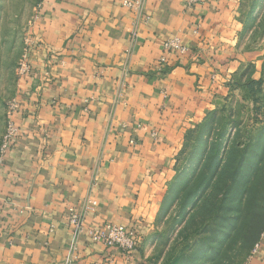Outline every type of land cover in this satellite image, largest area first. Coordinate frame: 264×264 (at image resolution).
Masks as SVG:
<instances>
[{"label": "crops", "instance_id": "1", "mask_svg": "<svg viewBox=\"0 0 264 264\" xmlns=\"http://www.w3.org/2000/svg\"><path fill=\"white\" fill-rule=\"evenodd\" d=\"M247 1L147 0L146 15L124 0L43 2L12 115L21 135L0 163V264L138 259L76 236L68 210L95 200L88 223L152 234L188 134L258 72ZM174 39L188 54L166 53Z\"/></svg>", "mask_w": 264, "mask_h": 264}, {"label": "rangeland", "instance_id": "2", "mask_svg": "<svg viewBox=\"0 0 264 264\" xmlns=\"http://www.w3.org/2000/svg\"><path fill=\"white\" fill-rule=\"evenodd\" d=\"M39 4L0 0V163ZM243 12L249 46L263 54L258 72L249 67L227 104L188 134L153 232L130 264H264V0H248Z\"/></svg>", "mask_w": 264, "mask_h": 264}, {"label": "built area", "instance_id": "3", "mask_svg": "<svg viewBox=\"0 0 264 264\" xmlns=\"http://www.w3.org/2000/svg\"><path fill=\"white\" fill-rule=\"evenodd\" d=\"M45 0H40L38 8H41ZM147 0H124L123 7L138 15H146L145 4ZM201 3V0H185L186 9L192 10ZM145 21L149 19L146 16ZM164 50L168 55H186L188 54V48L181 45L179 39L168 41L164 44ZM162 63L166 62V58L161 59ZM30 71V65L23 66L22 75L26 76ZM17 109V105L15 109ZM21 133L19 129L12 123L9 125V132L5 138V142L2 147L3 161L7 149L10 145L15 144L20 137ZM155 137L157 134L152 133ZM97 208V202L95 200H88L80 209L70 208L68 210L67 218L69 226L74 230L76 236L86 234L89 241L93 244H100L103 247L109 249H118L126 254H132L136 252L143 241L141 234L137 228L128 227L126 225H117L112 223H106L100 226H95L87 222V214L95 212ZM260 246H257L259 249Z\"/></svg>", "mask_w": 264, "mask_h": 264}]
</instances>
